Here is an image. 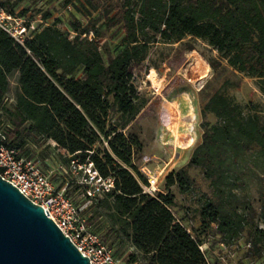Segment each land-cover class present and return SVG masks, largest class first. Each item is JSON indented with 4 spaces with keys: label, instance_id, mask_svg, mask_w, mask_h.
Wrapping results in <instances>:
<instances>
[{
    "label": "trees",
    "instance_id": "obj_1",
    "mask_svg": "<svg viewBox=\"0 0 264 264\" xmlns=\"http://www.w3.org/2000/svg\"><path fill=\"white\" fill-rule=\"evenodd\" d=\"M85 1L88 11L105 8L107 29H122L118 50L107 49L99 30L83 27L79 19L71 25L73 38L50 25L32 30L24 45L0 29V146L21 150L42 138L67 151L69 167L73 159L83 165L92 162L103 179L114 180V187L91 198L86 194L90 206L104 197L99 205L110 211L114 224L130 230L132 244L147 264H210L204 242L174 213L170 188L188 191L189 170H199L212 187L201 209L203 223L223 243L238 238L249 209L240 191L264 178V118L247 114L242 105L215 92L202 114L217 121L202 124V142L190 161L167 176L164 193L152 195L143 188L148 177L135 165L143 143L136 132H128L146 104L132 68L154 44L192 36L213 47L236 71L257 78L264 94V0ZM16 4L0 0L1 8L23 17L24 12L16 14ZM80 68L84 74L77 78ZM14 72L19 73L18 91L12 102H4ZM112 115L118 122L109 125ZM261 218L264 222V204ZM114 232L113 226L106 236ZM254 237L253 248L262 255L264 229L256 228ZM138 257L133 254L128 264Z\"/></svg>",
    "mask_w": 264,
    "mask_h": 264
},
{
    "label": "rangeland",
    "instance_id": "obj_2",
    "mask_svg": "<svg viewBox=\"0 0 264 264\" xmlns=\"http://www.w3.org/2000/svg\"><path fill=\"white\" fill-rule=\"evenodd\" d=\"M16 2L15 12H24L23 18L31 28L55 25L68 34L75 36L72 23L81 20L83 27L90 26L102 34L105 46L111 52L121 47L123 31L119 27H105V8L88 11L85 0H12ZM84 4V5H83ZM48 16V17H47ZM34 30V29H32ZM192 47L193 50L189 48ZM193 53V56L190 54ZM105 59L108 53L104 54ZM135 82L146 104L131 122L129 130L136 132L143 148L137 153L135 165L144 174L158 175L159 188L167 190V176L172 171L184 168L190 161L195 148L202 142L204 122L217 121L212 114L203 116L202 109L208 98L220 91L234 102L242 105L247 114H259L264 118V94L259 88L258 79L250 77L230 67L226 60L205 41L186 37L174 44L157 43L151 46L144 61L133 66ZM84 69L77 70L75 76L82 77ZM19 73L9 76V97L15 98L18 91ZM188 93L197 115L186 122L177 120L175 109L170 108L172 98L177 93ZM116 116L110 117V124H117ZM179 129V131H178ZM104 146V144H103ZM22 157L34 160L60 190L67 185L66 193L75 204L84 208L90 206L86 196L85 174L81 170L72 172L68 166V153L54 141L42 138L30 140L20 150ZM61 167H65L68 173ZM190 188L181 192L177 185L170 188L174 194V213L188 228L189 232L201 242L210 264H264V251L258 254L253 248L256 228L264 229L261 210L264 204V178L253 180L240 195L247 204L246 226L238 238L231 243H223L215 230L205 225L201 219V209L209 197L212 187L199 170H189ZM104 197L100 198V201ZM100 201L85 209L84 216L99 234L108 240L115 253L127 264L133 254L138 260L132 264H147V257L140 253L129 237L130 230L113 223L109 210L99 205ZM95 217V218H94ZM94 218V219H93ZM115 232L106 236L111 227ZM215 228V227H214Z\"/></svg>",
    "mask_w": 264,
    "mask_h": 264
},
{
    "label": "built area",
    "instance_id": "obj_3",
    "mask_svg": "<svg viewBox=\"0 0 264 264\" xmlns=\"http://www.w3.org/2000/svg\"><path fill=\"white\" fill-rule=\"evenodd\" d=\"M0 29L24 45L32 29L35 28H31L23 17L13 15L0 7ZM12 101L13 98L6 97L4 102ZM61 169L68 173L65 167ZM69 170L84 172L83 182L86 184V193L90 198L99 192L110 191L114 187V180L103 179L94 169L92 162L83 165L77 159H73ZM161 173L145 174L148 177V184L143 186L145 192L152 195L158 192L164 193L159 188ZM0 175L35 204L42 206L45 212L48 210L50 216L47 215L71 239L79 251L89 257L91 264H127L122 258L117 257L114 249L103 240L93 225L89 224L84 216V211L89 206L84 208L77 206L66 193L67 185L58 190L42 168L34 160L22 157L19 149L0 146ZM87 199L91 205L92 199Z\"/></svg>",
    "mask_w": 264,
    "mask_h": 264
},
{
    "label": "water",
    "instance_id": "obj_4",
    "mask_svg": "<svg viewBox=\"0 0 264 264\" xmlns=\"http://www.w3.org/2000/svg\"><path fill=\"white\" fill-rule=\"evenodd\" d=\"M46 212L0 175V264H91Z\"/></svg>",
    "mask_w": 264,
    "mask_h": 264
},
{
    "label": "crops",
    "instance_id": "obj_5",
    "mask_svg": "<svg viewBox=\"0 0 264 264\" xmlns=\"http://www.w3.org/2000/svg\"><path fill=\"white\" fill-rule=\"evenodd\" d=\"M190 56H193V53H191ZM172 100L173 101L171 103L173 104L170 106V108L175 109L176 115L177 114L179 115L177 117V120L185 123L186 119L189 120L191 115H193V124H194L197 115L194 113V107L193 105H191L192 101L188 93L178 92L177 95H175L172 98Z\"/></svg>",
    "mask_w": 264,
    "mask_h": 264
}]
</instances>
